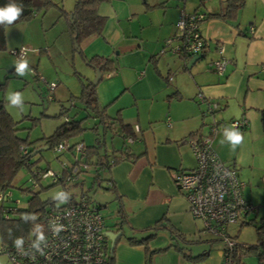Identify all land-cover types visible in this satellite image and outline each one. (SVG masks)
Here are the masks:
<instances>
[{"label": "crops", "instance_id": "crops-1", "mask_svg": "<svg viewBox=\"0 0 264 264\" xmlns=\"http://www.w3.org/2000/svg\"><path fill=\"white\" fill-rule=\"evenodd\" d=\"M174 1L103 0L97 6V13L104 17L101 32L80 43L87 58L101 55L115 60L116 71L102 75L96 85L97 98L107 116H119L138 129L137 139L129 142L131 152L138 156L123 159L106 171L115 184L111 190L114 224L119 221L124 229L113 245V264H146L144 244L127 238L140 239L152 232L154 236L146 243L153 251L149 264L221 263L224 245L201 236V223L191 217L173 179L177 170L195 164L185 138L193 132L210 133V122L206 121L210 103L218 105L219 114L211 118L220 122L212 135L213 149L222 162L236 168L243 182L246 180L242 193L250 203L254 186H258L250 174L256 168L264 169V159L257 157L262 153L256 154L257 144L264 143L260 121V110L264 109V0H244L234 20L204 19L200 30L207 48L204 57L190 67L191 57L185 61L167 53L154 60L150 57L158 55L164 40L175 33L181 8L217 12L224 0ZM170 3H175V8ZM67 38L65 41L72 43L69 33ZM217 44L226 59L222 73L211 68V61L220 57ZM198 91L206 101L196 100ZM243 117L248 120V125L239 129L244 139L232 151L227 143H221L222 126ZM101 128L98 123L99 134ZM121 146L122 139L115 136L107 149ZM246 220L241 219L238 226ZM230 227L227 230L236 239ZM241 263L247 264L244 258Z\"/></svg>", "mask_w": 264, "mask_h": 264}, {"label": "rangeland", "instance_id": "rangeland-1", "mask_svg": "<svg viewBox=\"0 0 264 264\" xmlns=\"http://www.w3.org/2000/svg\"><path fill=\"white\" fill-rule=\"evenodd\" d=\"M51 1L52 4L61 5L68 12L73 9L75 4V0ZM170 5L175 8V3H170ZM67 17L60 12L57 6L51 5L46 10L37 11L29 20L16 22L9 26V30L5 29L6 44L4 49H0V101L3 109L15 122L17 135L23 139L28 138L30 141L28 144L30 150L33 147H41L42 136L49 135L56 126L66 119L83 117L82 125L84 127L77 135L69 137L68 143L83 141L84 145L90 146L95 143L98 133L92 129L96 120L93 117H85L86 111L83 110V103L75 98L80 94L82 84L88 79L93 80L95 71L82 61L80 54L73 50L72 43L68 40L65 41V38L68 39ZM14 48H22L24 50L23 58L29 61L30 71L25 76L15 74V63L18 59L11 52ZM167 54L170 58H175L173 54ZM103 81L105 80L101 81V85ZM51 86H54L52 90L49 89ZM9 92L22 93L23 111L9 106V101L6 99ZM109 111L113 115L115 114V111ZM214 114L217 116L219 110L206 116V121L211 122V116ZM107 139L110 141V138L107 137ZM116 139L120 140L118 137ZM256 144L257 142L254 146ZM257 147L256 154L262 153V156L260 154L257 157L260 160L264 159V148H262L264 143L259 142ZM70 160L74 161V156L69 150L54 152L47 148L41 153L31 156L30 161L37 162L42 167L46 165L47 161L53 171H58L60 162ZM259 166L261 167L262 164ZM100 174L102 177L106 176V171L100 170ZM250 175L258 184L257 187L254 186V198L251 199L256 213L252 212L248 216L253 221L238 226L241 221L239 219L236 224L230 225V228L236 234V240L253 244L258 239L255 226L264 216V169L256 168ZM50 183L49 178L42 180L43 189L38 190L40 187L32 184L28 169L22 167L3 193H10V200L7 203L12 205L11 207L24 208L33 192L38 191L41 199L54 197L58 193L59 187L48 186ZM97 183L98 181L94 180V168L90 165L85 172L80 174L76 184L68 186V192L76 198H80L81 192H83L92 204L104 206L101 210L106 219V226L109 229L115 228L114 222L117 220L111 209V205L114 203L112 201L113 193L110 189L105 188L104 181L102 182L104 186H99ZM201 236L206 240L214 239L208 232H201ZM212 244H216V242L213 241ZM244 259L247 264H258L254 254H246ZM0 264L15 263L3 252L0 253Z\"/></svg>", "mask_w": 264, "mask_h": 264}, {"label": "trees", "instance_id": "trees-1", "mask_svg": "<svg viewBox=\"0 0 264 264\" xmlns=\"http://www.w3.org/2000/svg\"><path fill=\"white\" fill-rule=\"evenodd\" d=\"M101 1L103 0H75L73 9L68 12L62 8L61 5L58 6L56 4H52L51 0H17V3L23 4L24 11L22 16L16 22L29 20L35 15L37 11L44 9L46 10L51 5L57 6L63 15L66 17L68 16L67 31L71 37L73 50L78 52L81 58L89 66H91L93 69H98L102 75H104L106 73H112L116 71L115 60L101 55H93L92 57L87 58L82 53L80 48V43L85 38L91 34H98L101 32V29L104 25V17L97 13V6ZM7 2L8 0H0V7L4 6ZM243 4L244 0H224L219 11L210 13L205 11L204 19L211 17H221L227 20H234L237 17L238 10ZM69 15L71 16L69 17ZM5 44V27L0 26V49H4ZM204 52L205 51H203L201 54L204 55ZM165 53L173 54L184 61L191 57V55L188 54L178 55L170 51H166L162 54H159L158 52V55H152L150 59L154 60L157 56L164 55ZM168 79H171V76ZM75 98H78L83 103V110L86 111L85 117H93L96 119V123L93 125L92 129L97 133L98 123H100L102 127L101 132L100 134L97 133L95 137V143L90 146L84 145V147H81V149L78 151H75L74 146L78 142L83 143V141H75L72 144L69 143L68 149L65 150H69L73 154L74 161L70 160L68 162H60V167L57 173L46 177L49 178L51 182L48 186H58V192L65 191L69 193L68 186L70 184H76L80 174L86 171L85 169H80L79 173H73L71 168L76 164L77 160H83L84 162L88 163L89 166H93L94 180L98 181L97 184L99 186L105 185V188L113 190L115 189V184L112 177L109 175L102 177L100 170L108 171L109 173L112 166L117 164L119 161L123 159L134 160L138 156L137 154L131 152L129 147L130 144L127 141L128 138H131L132 142L137 139L136 131L138 129H135L133 125L124 122L119 116L110 117L106 115L104 107H101L98 101L96 85L93 84L89 79L82 84L81 92ZM217 109L218 108L213 109L211 112H209L207 109V114H213ZM82 119L83 117L80 119H66L63 123L56 126V128L49 135L42 136L40 143L42 144L41 147H33V149L30 150L28 146L30 141L28 138L23 139L17 135L15 122L3 109V105L0 101V192H3L11 185L12 179L22 167H26L28 169L32 184L39 186L40 188L38 190L43 189L41 181L45 180L46 178H42V174L51 168L49 167L47 161L45 162L46 165L44 167L39 166L37 162L32 163L30 161L31 156L41 153V151L44 150L42 149L44 146H46L45 149L48 148L54 152H58L54 150V146L61 142L67 141L69 137L77 135L84 129L82 125ZM260 121L262 131H264V109L260 110ZM226 124L227 122L224 123L222 127L225 128ZM115 136H119L122 139L121 148L112 147L107 149V145L110 144V141H108L107 137L111 140ZM200 136L202 135H197V133L193 132L189 134L185 140ZM65 150L60 151L65 152ZM103 181L105 183L104 185L102 184ZM81 195L87 198L83 192H81ZM78 199L80 198H76L70 194V199L68 202L59 203L57 200H54L53 197L41 199L38 195V191H36L32 193L30 199L28 200L27 206L24 208L11 207L12 205L7 203V201L10 200V197H6L0 201V247L2 249L0 253L4 252L9 256L8 250L17 246V241L22 243L25 240H36L39 239L41 235L44 236L46 234V213L50 210L63 208L67 205H70ZM101 206L102 205L100 204L97 205L99 209H101ZM252 221V219H248L243 222L251 223ZM114 225V231L120 230L121 223L119 221ZM255 228L258 235L256 243L249 244L238 241V243L241 245L235 247L231 251L230 255L236 263L241 262V259L244 258L246 254H254L257 260L261 264H264V216L260 218L259 224H257ZM153 236L154 233L152 232L148 236L140 239L132 237L127 238L131 243L144 244L148 255L146 264H149V256L153 252L147 248L146 243ZM105 239V248L107 252L106 264H113L114 250L113 247L110 248V243H108L109 239L107 236H105ZM172 246L176 249H179L177 245ZM199 257L200 256L197 258Z\"/></svg>", "mask_w": 264, "mask_h": 264}, {"label": "built area", "instance_id": "built-area-1", "mask_svg": "<svg viewBox=\"0 0 264 264\" xmlns=\"http://www.w3.org/2000/svg\"><path fill=\"white\" fill-rule=\"evenodd\" d=\"M204 18V11L188 12L181 8L175 22V33L164 40L159 54L166 51L191 56L203 53L207 48V41L200 30ZM216 49L220 57L211 61V68L222 73L226 59L222 56V46L217 44ZM11 52L17 59L24 57L22 48H14ZM196 98L199 102L206 101L200 91L196 93ZM216 108V103H210L208 111ZM218 124L213 118L209 134L187 139L195 164L191 168L177 170L173 179L187 201L191 217L201 223V231L208 232L224 245L220 264H242L236 263L230 255L241 244L229 234L227 227L239 219L246 220L245 217L254 212L255 207L243 196L245 184L236 168L222 162L213 149L212 135L217 131ZM247 125L248 120L243 117L229 120L225 128L242 129ZM127 141L132 142V139L128 138ZM68 146L69 143L64 141L54 146V150H65ZM81 147L84 144L78 142L74 149L78 151ZM88 167V163L77 160L71 171L79 173L80 169L87 170ZM55 173L57 171L49 169L42 174V178ZM9 195V192L4 194L1 191L0 201ZM55 226H61L59 232H54ZM45 227L43 241L25 240L19 247L8 250L15 264H106L104 217L97 205L83 195L70 205L48 211Z\"/></svg>", "mask_w": 264, "mask_h": 264}, {"label": "clouds", "instance_id": "clouds-1", "mask_svg": "<svg viewBox=\"0 0 264 264\" xmlns=\"http://www.w3.org/2000/svg\"><path fill=\"white\" fill-rule=\"evenodd\" d=\"M24 6L22 3H17V0H8V2L0 7V26L5 27L9 30V26L14 24L23 14ZM29 61L26 58H20L15 63V74L18 76H25L29 73ZM6 99L9 101V106L15 107L20 111H23V95L20 92H9ZM243 134L239 129L235 127H226L223 130V140L221 143H227L232 151L243 142ZM59 203H66L70 199V194L65 191H60L56 193L53 197ZM61 226H55L54 232H59ZM44 237L41 235L39 241H43ZM20 241H17V246L19 247ZM38 246V245H37Z\"/></svg>", "mask_w": 264, "mask_h": 264}, {"label": "water", "instance_id": "water-1", "mask_svg": "<svg viewBox=\"0 0 264 264\" xmlns=\"http://www.w3.org/2000/svg\"><path fill=\"white\" fill-rule=\"evenodd\" d=\"M70 16L71 15H69V17ZM203 57H204L203 54H196V55L191 56L190 61L188 63V66L190 67V65L194 61H196L198 59H201ZM94 71H95V75H94V78L92 80V83L96 85L98 83V81L100 80V78L102 76V73L98 69H96V68L94 69ZM45 148H46V146L42 147V149H45ZM105 234L108 237V239L110 240V248H112L113 245H114V243H115V241H116V239L119 238L120 236L124 235V230L122 228V224L120 225V230H117V231H114V230H106L105 231Z\"/></svg>", "mask_w": 264, "mask_h": 264}]
</instances>
